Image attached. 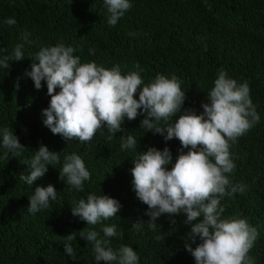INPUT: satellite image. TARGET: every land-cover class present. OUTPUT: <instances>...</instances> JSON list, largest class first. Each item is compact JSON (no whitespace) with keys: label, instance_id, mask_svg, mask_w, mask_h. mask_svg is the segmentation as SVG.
<instances>
[{"label":"trees","instance_id":"1","mask_svg":"<svg viewBox=\"0 0 264 264\" xmlns=\"http://www.w3.org/2000/svg\"><path fill=\"white\" fill-rule=\"evenodd\" d=\"M130 2L131 9L110 26L104 0H0V57L11 56L17 44L23 45L24 53V59L10 60L8 69L0 67V264H97L92 245L81 232L96 230L103 237L102 228L112 225L117 235L107 238L108 246L114 251L132 247L138 264H196L185 247L190 232L186 215L162 214L150 228L148 206L137 198L131 175L133 160L150 147L161 151L167 147L173 163L189 149L182 148L178 139L165 141L164 136L140 128L142 109L136 119L125 118L122 131L111 140L106 128L86 143L53 134L43 123V110L51 99L46 81L37 90L26 72L38 63L33 57L41 48L58 44L73 47L81 63L95 62L107 69L118 65L122 75L139 71L145 85L158 74L176 76L186 98L169 123L184 110L203 112L202 103L208 102L220 69L238 84L248 83L260 120L235 143L229 142L235 169L226 175L233 185H244L245 191L221 199L222 217L246 218L257 229L249 256L254 264H264V0ZM9 18L16 23L6 24ZM135 98L139 99L138 93ZM4 128L24 146L20 155L13 157L3 147ZM128 135L136 139V147L121 150V137ZM41 145L58 153L60 162L48 165L43 177L27 185L20 176L29 174L28 164ZM72 153L81 156L91 174L83 191L68 185L66 177L60 179L64 157ZM48 185L55 187L56 199L48 208L29 213L28 197L35 187ZM89 194L114 198L122 207L116 216L87 225L72 215V207ZM137 222H143L139 229L133 227ZM72 234L74 258L65 253L66 237ZM198 243L199 238L192 247Z\"/></svg>","mask_w":264,"mask_h":264},{"label":"clouds","instance_id":"2","mask_svg":"<svg viewBox=\"0 0 264 264\" xmlns=\"http://www.w3.org/2000/svg\"><path fill=\"white\" fill-rule=\"evenodd\" d=\"M104 3L110 13L107 21L110 26L116 25L132 7L130 0H104ZM5 23L11 26L16 21L9 18ZM23 39L27 41L28 35ZM22 48V44H17L11 56L0 57V67L8 69L10 60L24 59ZM74 51L63 44L43 47L33 57L38 63L34 62L31 71L26 72L37 90L46 81L51 99L49 107L43 110L46 116L43 123L53 134L68 141L90 142L104 128L112 134L107 137L111 140L122 131L125 118L136 119L141 114L138 110L142 109L144 119L140 128L164 136L165 141L178 139L182 148L189 149L187 153L181 152L174 163L167 147L162 151L150 147L133 160V189L137 198L148 206L149 227L155 228L162 214H185L184 223L190 226L185 247L196 264H254L249 251L257 239V229L246 218H223L225 207L221 205L223 197L245 191L244 185H233L226 174L235 169L229 142L235 143L260 120L248 83L238 84L220 69L214 87L208 92V102L202 103L203 112L184 110L175 123H169L171 117L181 112L186 98L176 76L158 74L145 85L139 71L122 75L118 65L107 69L95 62L81 63ZM137 93L139 99L135 98ZM136 144L132 135L121 137V150L135 149ZM2 145L13 157L24 148L8 128L2 130ZM59 162L58 153L41 145L28 164L29 174H21L20 179L33 185L45 175L48 165ZM168 165H172L170 170ZM59 175L63 181L66 177L67 184L78 191H83L84 182L91 178L83 159L76 153L64 157ZM56 197L54 186H37L28 197L27 211L35 214L46 209ZM121 207L114 198L89 194L86 200L81 199L72 207V215L94 226L116 216ZM142 223L137 222L133 227L139 229ZM102 232L103 237L96 230L81 232V238L91 243L97 264L100 261L138 264L139 257L132 247L121 246L114 251L108 246L107 238L117 235L115 225L104 226ZM197 238L200 243L193 248ZM73 239V234L66 237L65 253L74 258Z\"/></svg>","mask_w":264,"mask_h":264}]
</instances>
